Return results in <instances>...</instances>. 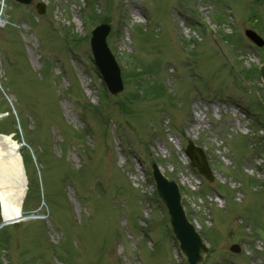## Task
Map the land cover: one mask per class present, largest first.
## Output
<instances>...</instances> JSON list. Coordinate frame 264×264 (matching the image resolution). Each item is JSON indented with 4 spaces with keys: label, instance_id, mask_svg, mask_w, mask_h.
I'll return each instance as SVG.
<instances>
[{
    "label": "rangeland",
    "instance_id": "obj_1",
    "mask_svg": "<svg viewBox=\"0 0 264 264\" xmlns=\"http://www.w3.org/2000/svg\"><path fill=\"white\" fill-rule=\"evenodd\" d=\"M91 6L94 21L110 26L121 75L139 78L105 99ZM0 16V133L19 139L22 211L36 216L3 227L1 263L187 264L153 193L155 159L212 243L201 264H264V113L255 97L264 88L259 76L236 75L264 57L244 34L264 40V0H0ZM68 31L76 43H65ZM190 140L211 182L183 159Z\"/></svg>",
    "mask_w": 264,
    "mask_h": 264
},
{
    "label": "water",
    "instance_id": "obj_2",
    "mask_svg": "<svg viewBox=\"0 0 264 264\" xmlns=\"http://www.w3.org/2000/svg\"><path fill=\"white\" fill-rule=\"evenodd\" d=\"M19 1L28 2L29 0ZM36 8L39 12L44 11V6L42 4H38ZM107 30L108 28L104 26H100L94 30L92 36V47L95 53L96 62L99 65L104 80L108 84L110 90L112 92H116L121 88V82L119 78V71L105 46V34ZM245 34L259 45H262V39L255 35L253 31L246 29ZM260 72L264 82V64L261 65ZM186 152L190 156L192 163L197 166L199 171L207 178L212 179L205 157L202 154L194 152V149L191 148V146H188ZM153 175L156 180L159 194L170 213L171 223L173 225L175 235L180 241V249L182 253L185 255L190 264H200L204 254L207 252V248L198 233L185 217L184 211L180 206L176 184L172 181L166 180V178L158 171L155 164L153 165ZM231 248L237 249L235 246H232Z\"/></svg>",
    "mask_w": 264,
    "mask_h": 264
},
{
    "label": "bare ground",
    "instance_id": "obj_3",
    "mask_svg": "<svg viewBox=\"0 0 264 264\" xmlns=\"http://www.w3.org/2000/svg\"><path fill=\"white\" fill-rule=\"evenodd\" d=\"M4 23L0 17V25ZM15 141L8 134H0V194L2 214L7 223L36 218L34 214H24L23 201L26 195L23 175L20 171V155L15 151ZM183 159L187 160L183 155Z\"/></svg>",
    "mask_w": 264,
    "mask_h": 264
},
{
    "label": "trees",
    "instance_id": "obj_4",
    "mask_svg": "<svg viewBox=\"0 0 264 264\" xmlns=\"http://www.w3.org/2000/svg\"><path fill=\"white\" fill-rule=\"evenodd\" d=\"M151 90V88L149 90H146L145 92H149Z\"/></svg>",
    "mask_w": 264,
    "mask_h": 264
}]
</instances>
